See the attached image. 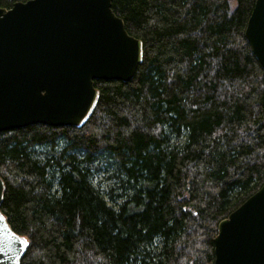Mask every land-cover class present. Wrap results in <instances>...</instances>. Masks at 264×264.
Masks as SVG:
<instances>
[{
  "label": "trees",
  "instance_id": "1",
  "mask_svg": "<svg viewBox=\"0 0 264 264\" xmlns=\"http://www.w3.org/2000/svg\"><path fill=\"white\" fill-rule=\"evenodd\" d=\"M254 1L111 0L142 41L132 79L94 80L79 127L0 132L20 264L213 263L219 221L264 183V69L244 36Z\"/></svg>",
  "mask_w": 264,
  "mask_h": 264
},
{
  "label": "water",
  "instance_id": "2",
  "mask_svg": "<svg viewBox=\"0 0 264 264\" xmlns=\"http://www.w3.org/2000/svg\"><path fill=\"white\" fill-rule=\"evenodd\" d=\"M244 36L264 69V0L254 1ZM142 54V41L111 0L0 7V132L34 123L81 126L98 99L94 80H131ZM4 188L0 177V204ZM26 247L0 210V264H20ZM213 252L212 264H264V183L219 221Z\"/></svg>",
  "mask_w": 264,
  "mask_h": 264
},
{
  "label": "rangeland",
  "instance_id": "3",
  "mask_svg": "<svg viewBox=\"0 0 264 264\" xmlns=\"http://www.w3.org/2000/svg\"><path fill=\"white\" fill-rule=\"evenodd\" d=\"M104 184V183H103Z\"/></svg>",
  "mask_w": 264,
  "mask_h": 264
}]
</instances>
